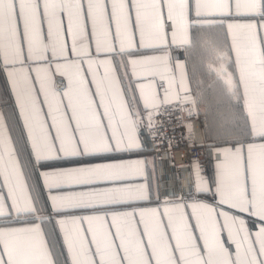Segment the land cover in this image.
<instances>
[{"label":"snow or ice","instance_id":"6c2138e0","mask_svg":"<svg viewBox=\"0 0 264 264\" xmlns=\"http://www.w3.org/2000/svg\"><path fill=\"white\" fill-rule=\"evenodd\" d=\"M197 52L231 101L214 171L161 191L146 143L197 114ZM0 76V264H264V0H0Z\"/></svg>","mask_w":264,"mask_h":264},{"label":"crops","instance_id":"0c3cea01","mask_svg":"<svg viewBox=\"0 0 264 264\" xmlns=\"http://www.w3.org/2000/svg\"><path fill=\"white\" fill-rule=\"evenodd\" d=\"M174 55H180L181 59H184L181 53H175ZM212 61L213 57L210 54L199 52L194 53L187 61L189 86L192 89L193 97L198 96V103L195 110L200 119L201 132L206 144L213 142V138L222 123V113L231 104L228 95V87L225 83L226 77L217 76L214 71L209 72L207 70V65L212 63ZM193 65L196 66L195 71H193ZM218 66V64L212 63L213 68ZM225 68L230 75H237L234 67L225 65ZM0 110L5 111V113L10 110L14 111L13 97L9 85L6 83L3 76H0ZM146 147L149 149L146 155L155 157L147 143ZM215 163V156H213L210 165L213 171ZM149 167L151 168L152 165L150 164ZM187 169L188 170L182 171L181 168H173L168 158L155 157L153 183H158L161 191H175L177 194L186 193L188 191V177L191 173L190 166L187 167ZM40 195L41 197L45 195L44 190L40 191ZM56 219L57 218L54 217L51 223H46L43 227L48 234V238L59 244L61 242V234Z\"/></svg>","mask_w":264,"mask_h":264},{"label":"built area","instance_id":"2783aa9c","mask_svg":"<svg viewBox=\"0 0 264 264\" xmlns=\"http://www.w3.org/2000/svg\"><path fill=\"white\" fill-rule=\"evenodd\" d=\"M158 119L163 120L165 124L161 131L168 136L175 135L176 139L179 141V146L169 150L166 145L157 146L159 138L155 141L148 140L147 145L154 156L156 158H168L173 167L176 169L181 168L182 171L188 170L187 167L190 166L193 160H198L201 167L204 169V175L207 176L209 174V158L205 148L201 146L205 145L206 142L202 136L198 115L188 116L187 110L185 109L183 112H172L170 117L162 116L158 117ZM184 121L190 122L194 129V144L192 146H189L188 141L183 139L181 135L185 132V129L180 127L179 124ZM173 129H175V132H173Z\"/></svg>","mask_w":264,"mask_h":264},{"label":"rangeland","instance_id":"374dc122","mask_svg":"<svg viewBox=\"0 0 264 264\" xmlns=\"http://www.w3.org/2000/svg\"><path fill=\"white\" fill-rule=\"evenodd\" d=\"M201 126V125H200ZM208 156V155H207ZM209 158V157H208ZM173 168H175V167H173ZM209 170H210V159H209Z\"/></svg>","mask_w":264,"mask_h":264}]
</instances>
